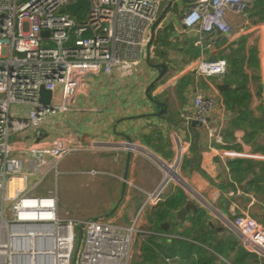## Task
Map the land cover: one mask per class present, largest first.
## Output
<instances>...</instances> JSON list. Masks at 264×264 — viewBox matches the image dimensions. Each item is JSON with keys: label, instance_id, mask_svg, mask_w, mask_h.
Instances as JSON below:
<instances>
[{"label": "built area", "instance_id": "built-area-1", "mask_svg": "<svg viewBox=\"0 0 264 264\" xmlns=\"http://www.w3.org/2000/svg\"><path fill=\"white\" fill-rule=\"evenodd\" d=\"M74 1L0 0V264H131L136 237L148 233L140 225L142 211L161 201L170 182L181 185L183 180L178 167L189 143L173 132V160L156 156L163 177L155 189L145 192L138 210L124 223L60 214L56 180L61 160L74 150L102 142L41 136V122L71 110L75 96L85 92L87 76L133 73L154 37L162 0H89L87 10L76 12L84 15L81 20L59 11ZM250 1L192 0L181 22L196 31L195 45L215 43L232 30L230 15L245 16ZM45 30L47 35L42 34ZM191 69L223 78L227 62L199 58ZM41 86L52 94L47 106L39 99ZM215 103L212 96L197 91L192 109L183 108L179 117L185 125L195 121L206 127L209 136H217L221 126L208 121ZM13 107L23 109V114L17 117ZM15 135L21 137L10 139ZM167 168H174L173 175ZM12 178L22 180L9 194ZM260 182L259 176L250 179L249 196L256 194ZM193 192L198 201L215 209L219 198H232L240 190L217 187L213 201ZM223 223L238 235L244 250L264 257V222L238 213L232 219L223 218Z\"/></svg>", "mask_w": 264, "mask_h": 264}, {"label": "crops", "instance_id": "crops-1", "mask_svg": "<svg viewBox=\"0 0 264 264\" xmlns=\"http://www.w3.org/2000/svg\"><path fill=\"white\" fill-rule=\"evenodd\" d=\"M191 2L161 1L154 37L130 76L122 77L116 72L91 74L86 77L84 94L75 96L71 110L42 120L41 136L49 138L58 135L73 140L95 139L102 142L100 146L74 150L61 160L59 169L64 183L61 188L57 185L59 212L75 219L102 217L124 223L138 210L145 192L155 189L163 177V169L149 156L156 161L160 158L171 162L174 156L172 133L177 132L189 143L178 167L183 180H180L181 185L169 183L160 203L180 187L186 199L192 198L199 209L186 213L183 218L176 215L179 222L164 221L167 223L166 229L162 227L163 230H157L151 221L155 205L147 206L140 217V225L148 230L145 235L181 238L198 245L205 252L213 253L225 264H235L245 252L256 255V258L252 260L246 257L243 264H260L264 257L244 250L238 235L224 225L223 218L232 219L235 214L247 213L264 222V182L261 180L253 197L247 191L250 179L260 177L259 168L249 170L245 164L238 163L239 159L264 161V153L253 151L250 145L245 144L244 131L232 125L235 115L226 108L224 96V91L230 87L224 82L228 76L207 77L194 72L191 67L199 58H224L227 62L228 54L238 48L240 42L244 45L242 50L246 56L250 49H256L258 64L256 67L249 66L246 60L243 73L250 95L248 107L254 115H258V107L264 108L261 100L264 93V17L254 12L247 13L248 8L254 11L258 8H253L256 0H251L245 16L230 15L232 30L228 34L221 35L215 43L206 42L198 46L194 44L196 31L186 29L181 22L182 12ZM156 57L158 62L167 65L159 79L158 71L152 65ZM227 66L228 71V63ZM186 75H191L193 82L178 88L176 82ZM230 78L234 80L233 76ZM221 84L225 86L220 88ZM197 91L204 96H212L216 101L209 112L208 121L211 126H221L217 136H209L203 125H185L179 117L183 108L192 109V98ZM59 92L58 87L55 101H58ZM156 102L164 105L160 113L162 107ZM127 137L135 145L131 149L124 145L130 143ZM128 150L130 157L125 170ZM90 170L103 173L92 174ZM18 185L20 179H12L9 194H13L14 187ZM183 186L206 195L210 201H213L217 187L234 186L240 193L232 198H219L214 203L216 211L213 212ZM64 199L67 206L62 203ZM77 202L90 204L89 209H94V204L102 207L98 206L95 214L78 216L73 214L79 209L74 208ZM220 242H223V256L213 247L220 245ZM193 258H197L196 253Z\"/></svg>", "mask_w": 264, "mask_h": 264}, {"label": "trees", "instance_id": "trees-1", "mask_svg": "<svg viewBox=\"0 0 264 264\" xmlns=\"http://www.w3.org/2000/svg\"><path fill=\"white\" fill-rule=\"evenodd\" d=\"M261 5L264 6V0H256L253 8L255 9L257 6L258 8L254 13L261 15L260 17H264V7ZM81 14L79 11L74 17L81 20L84 18V15ZM240 43L241 45L233 49L227 58L229 70L225 75L228 77L224 78V82L230 85V87L224 91L225 104L226 108L235 115L232 125L244 131V143L250 145L253 151L264 153V108L263 106H259L258 115H254L253 111L248 107L250 95L246 88V79H244L245 76L243 73L244 62L247 60L249 66L254 65L256 67L259 57L257 50L254 48L250 49L246 56L242 50L244 45L242 42ZM229 76H233L234 80L229 79ZM192 82V76L186 75L176 82V86L178 88H184ZM238 163L239 165L245 164L249 170L259 168L260 179L264 180V161L239 159ZM185 201L186 196L183 190L178 187L163 202L156 204L151 213V221L154 228L163 230L161 223L164 221L170 222L174 220L175 223L179 222L180 220L176 218V212ZM222 246L223 242H220V245L217 246L216 244L213 247L223 256L224 251ZM138 247L140 248V252L137 254L138 259H134L131 264H174V262L176 264H188L189 261V264H225L222 259H218L213 253L205 252L198 245L182 240L181 238L146 235L142 238ZM194 253H196L197 258H193ZM246 257L254 260L256 255L245 252L235 264H243V260ZM167 260H170V262ZM260 264H264V261Z\"/></svg>", "mask_w": 264, "mask_h": 264}, {"label": "water", "instance_id": "water-1", "mask_svg": "<svg viewBox=\"0 0 264 264\" xmlns=\"http://www.w3.org/2000/svg\"><path fill=\"white\" fill-rule=\"evenodd\" d=\"M89 4L90 1L89 0H75L74 2H71L67 5H65L64 7L60 8L59 11H68L70 14L75 15L77 10L79 8H83L85 10H87L89 8ZM42 34L47 35L48 32L45 30L42 32ZM151 42V41H150ZM155 64H152L158 71V79L160 77H162L167 69V65L165 63H160L158 62V57H156L155 59ZM228 69V66H227ZM223 84L219 85L220 88H223ZM51 91L48 89H45L44 87H40L39 89V99L41 102H43L44 104H46V106L50 103V99H51ZM149 96V95H148ZM156 104H158L159 106H161L162 108L159 110V113L161 111H163V103L161 102H156ZM192 124H197L195 121L192 122ZM45 134V133H44ZM129 138V137H127ZM130 142V138L128 139ZM129 157H130V151H127V158H126V163H125V170H127L128 168V161H129ZM123 179L126 180V171L123 175ZM123 186L122 188L124 189L125 187V181L123 182ZM199 209V205L197 203L194 202V200L192 198H187L185 203L178 209V211L176 212L177 217L178 218H183L186 213L193 211L196 212ZM166 225L167 223H162L161 227H164L166 229Z\"/></svg>", "mask_w": 264, "mask_h": 264}, {"label": "rangeland", "instance_id": "rangeland-1", "mask_svg": "<svg viewBox=\"0 0 264 264\" xmlns=\"http://www.w3.org/2000/svg\"><path fill=\"white\" fill-rule=\"evenodd\" d=\"M253 12H254V10L253 9H249L248 8V10H247V13L248 14H253ZM82 13V12H81ZM261 100L263 101V104H264V93L262 94V96H261ZM15 114L17 115V117H20L22 114H23V109H19V107L18 108H16V111H15ZM54 115H56V114H54ZM52 116V115H51ZM19 137H21V135H15V136H12V137H10V139H15V138H19ZM145 151V150H144ZM143 151V152H144ZM146 155H148L146 152H144ZM149 156V155H148ZM149 159H151V161H153V162H156V160H154L153 158H151L150 156H149ZM60 170V169H59ZM105 171V170H104ZM107 172V171H106ZM108 173V172H107ZM98 176H100V175H98ZM115 176H118L117 174L115 175ZM264 182V180L262 179V183ZM56 183H57V185H59L60 186V188L62 187V185H63V183H62V179H61V175H59V177L57 178V180H56ZM170 183H176L175 181H172V182H170ZM176 184H178V185H180L179 183H176ZM183 187H185V186H183ZM185 189L188 191V192H191L188 188H186L185 187ZM191 189V188H190ZM62 203L64 204H66V199H64L63 201H62ZM89 205L90 204H80L79 202H77L76 204H75V206H74V208H78L79 207V209L78 210H76V211H74L73 212V214H77L78 216H83V215H86V216H89V215H91V214H95V213H97L98 211V206H100V204H94L93 206H94V209H89ZM66 206H67V204H66ZM98 207V208H97ZM100 207H102V206H100ZM209 207V206H208ZM73 208V207H72ZM86 208H88L87 210H86ZM210 210L211 211H213V212H215L216 210L215 209H213V208H211L210 207ZM146 235H138L137 237H136V241H135V243H134V250H133V256H132V260H134V259H138V257H137V251H138V245H139V243H140V241L142 240V238H144Z\"/></svg>", "mask_w": 264, "mask_h": 264}, {"label": "bare ground", "instance_id": "bare-ground-1", "mask_svg": "<svg viewBox=\"0 0 264 264\" xmlns=\"http://www.w3.org/2000/svg\"><path fill=\"white\" fill-rule=\"evenodd\" d=\"M167 172H168L169 175H173L174 168H171V170H170V168H167ZM12 179H20V178H12ZM12 179H11V180H12ZM11 180L9 181L8 191H9V186H10V182H11ZM21 180H22V179H20V183H21ZM15 187H16V186H15ZM15 187H14V188H15ZM13 191H14V189H13Z\"/></svg>", "mask_w": 264, "mask_h": 264}]
</instances>
